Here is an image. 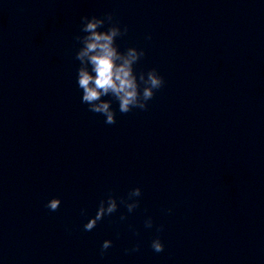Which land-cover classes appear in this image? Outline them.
Wrapping results in <instances>:
<instances>
[{"label":"water","instance_id":"obj_1","mask_svg":"<svg viewBox=\"0 0 264 264\" xmlns=\"http://www.w3.org/2000/svg\"><path fill=\"white\" fill-rule=\"evenodd\" d=\"M109 12L165 81L146 111L104 97L112 125L81 103L74 41ZM0 264H264V0H0Z\"/></svg>","mask_w":264,"mask_h":264},{"label":"clouds","instance_id":"obj_2","mask_svg":"<svg viewBox=\"0 0 264 264\" xmlns=\"http://www.w3.org/2000/svg\"><path fill=\"white\" fill-rule=\"evenodd\" d=\"M107 25V27H105ZM128 27H121L119 21L114 20L112 13H105L103 17L87 15L81 17L80 33L74 36V41L79 45L75 53V59L80 62L77 69V83L82 90L81 103L88 105V110L93 113L102 114L106 117L105 123L112 125L116 123V113L111 107L112 99L118 101L120 113L126 114L134 108L147 110L148 101L152 100L156 91L164 84V78L158 69L152 68L146 73L135 71V65L145 55L144 49L128 47L121 52L116 40L125 36ZM151 39V37H147ZM111 97L112 99H103ZM142 195L140 187L131 189L127 198H120L129 213L140 205L137 199ZM130 201V202H129ZM61 199L54 197L45 205L50 211L58 210ZM118 209L117 197L109 194L106 199L99 202L97 212L84 225L85 231L94 229L99 221L105 216H110ZM172 209H168L170 213ZM85 215L86 210L81 209ZM121 220L126 219L121 215ZM153 218L147 217L144 221L146 228L153 227ZM163 231V225L157 228V233ZM139 235L138 232L135 233ZM112 240H105L101 246V256L106 254L107 249L112 246ZM151 247L157 253L164 250V244L157 235L151 242ZM140 244L137 243L127 251H139Z\"/></svg>","mask_w":264,"mask_h":264}]
</instances>
